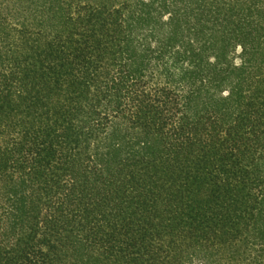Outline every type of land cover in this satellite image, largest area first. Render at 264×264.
Segmentation results:
<instances>
[{
	"label": "trees",
	"instance_id": "1",
	"mask_svg": "<svg viewBox=\"0 0 264 264\" xmlns=\"http://www.w3.org/2000/svg\"><path fill=\"white\" fill-rule=\"evenodd\" d=\"M0 264H264V0H0Z\"/></svg>",
	"mask_w": 264,
	"mask_h": 264
}]
</instances>
